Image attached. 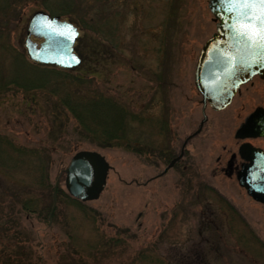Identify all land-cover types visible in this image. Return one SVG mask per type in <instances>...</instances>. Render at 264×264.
<instances>
[{"label":"rangeland","instance_id":"rangeland-1","mask_svg":"<svg viewBox=\"0 0 264 264\" xmlns=\"http://www.w3.org/2000/svg\"><path fill=\"white\" fill-rule=\"evenodd\" d=\"M8 1L7 14L0 12V24L6 20L1 39H8L0 76L11 75L15 54L33 64L22 42L37 10L78 28L80 62L53 66L61 71L42 88H0V148L9 144L27 158L17 170L0 167V264L19 257L16 246L30 249L32 264H264V248L254 238L264 244L263 206L219 170L233 146L228 109L205 108L203 129L186 143L180 162L160 175L201 118L193 72L215 32L208 0ZM63 91L109 97L122 107L129 116L121 144L98 146L82 137L58 106ZM248 98L241 104H251ZM78 151L94 152L107 164L90 197L77 199L92 211L84 214L60 195L50 223L49 209L45 219L21 212L18 198L41 197L37 166L45 167L53 186ZM63 177L56 187L70 198Z\"/></svg>","mask_w":264,"mask_h":264},{"label":"water","instance_id":"water-1","mask_svg":"<svg viewBox=\"0 0 264 264\" xmlns=\"http://www.w3.org/2000/svg\"><path fill=\"white\" fill-rule=\"evenodd\" d=\"M207 7L215 20V32L200 49L193 81L203 103L206 100L215 109H220L231 95L224 93L227 81H232L231 86L234 88L253 74L264 76V62H259L252 50L245 49L242 43L233 38L229 25L233 23L237 10L232 8L229 0H208ZM259 11L258 7L252 9L255 14H259ZM78 34V28L72 22L37 10L28 17L22 45L26 57L33 63L71 69L80 62L74 51ZM31 36L40 41L32 40ZM204 119L203 116L201 122ZM180 156L181 152L167 163L160 174L166 172ZM106 166L103 159L94 152H76L64 169V183L69 195L80 200L89 198L95 183L103 181L102 169ZM236 180L253 199L264 203V164L242 167ZM56 185L55 180L47 215L48 223L56 205Z\"/></svg>","mask_w":264,"mask_h":264},{"label":"trees","instance_id":"trees-1","mask_svg":"<svg viewBox=\"0 0 264 264\" xmlns=\"http://www.w3.org/2000/svg\"><path fill=\"white\" fill-rule=\"evenodd\" d=\"M11 2L8 0H0V12L2 14H7L5 9L9 7ZM11 7H13L11 5ZM54 13L49 7H45ZM62 11V10H61ZM56 14H61V12H56ZM4 18V17H3ZM6 20L4 19L2 23ZM0 24V39L2 38V33L5 34V26L4 24ZM3 25V26H2ZM8 48V39L5 35L4 39L0 40V51L7 53ZM10 61L14 64V68L11 72L10 76L3 74L0 76V88L6 87L8 84H12L20 87H41L45 84L49 76H53L54 74L60 73L61 70L55 69L53 66L49 65H41V64H29L21 57V55H13L11 56ZM10 62V64H11ZM22 72V73H21ZM21 73V76L20 74ZM28 84V85H27ZM62 85V83L60 82ZM55 85L52 86V92L56 93L57 89H55ZM57 94V93H56ZM58 106L65 109L68 114L74 119L76 122V130L77 132L84 138H88L92 143H95L98 146H115L121 142L119 141L125 135L126 128V118L128 113L122 108L116 105V103L109 97L91 95L87 97H79L74 93L63 91L57 95ZM129 116V115H128ZM7 147L0 148V153L2 159H0V167L7 169H15L21 167L20 164L23 163V160H27L25 156V152H21L19 148L11 147L7 144ZM125 147L131 148L129 143L124 144ZM134 151L136 149L132 148ZM9 150L11 152H9ZM12 153V155H11ZM159 155V152L157 153ZM29 155H27L28 157ZM20 163V164H19ZM45 167L42 164H39L36 168L38 172V178L36 184L40 186L41 197L40 198H18V207L19 210L25 214H33L34 216L42 219H45L47 215V211L51 204V190L52 185L49 186L47 183V174L44 172ZM61 175L65 176L64 169L60 173L57 174V178H60ZM56 178V180H57ZM64 179V177H63ZM58 183V181H57ZM45 192L46 195L49 196V199L45 202ZM50 194V195H49ZM60 195L63 196V199L69 201L74 204L76 208L80 209L84 214H86V210H89L87 207L82 205L79 201H77L74 197H68L63 194V192L58 191V186L56 187V202L59 201ZM47 197V196H46ZM227 203V202H226ZM229 207L233 210V206L227 203ZM56 208V207H55ZM55 208L52 215H55ZM92 211V210H89ZM46 221V220H44ZM68 237L72 239V236L68 234ZM262 248H264V244L254 237ZM95 244H91L88 248H94ZM4 248V247H3ZM2 248V250H3ZM16 252L19 257H15L11 260L6 258L5 261L1 262V264H32L30 258V249L24 246H16ZM67 264H71L68 262Z\"/></svg>","mask_w":264,"mask_h":264},{"label":"flooded vegetation","instance_id":"flooded-vegetation-1","mask_svg":"<svg viewBox=\"0 0 264 264\" xmlns=\"http://www.w3.org/2000/svg\"><path fill=\"white\" fill-rule=\"evenodd\" d=\"M231 85L232 81H227L224 93H231V95L220 109H215L206 100L203 103L202 96L200 95L201 118L194 130L182 139L178 153L172 158L179 155L180 152L181 156L174 161L171 167L180 162L185 153L186 143L198 135L203 129L204 124L207 123L208 118L204 112L205 108L213 112L225 109L231 112V126H234L230 130V136L232 137L233 146L223 156L222 165L219 169L226 177L234 176L236 179V175L242 167L257 163L264 164V76L253 74L247 81H243L234 88ZM245 96H249L248 100L251 101V104L248 106L241 104ZM203 116L205 119L201 122ZM215 160L220 161V155H217ZM182 168L184 169L185 166L183 165ZM241 187L251 197L246 189L243 186ZM255 201L260 202L264 209V203L259 200Z\"/></svg>","mask_w":264,"mask_h":264},{"label":"snow or ice","instance_id":"snow-or-ice-1","mask_svg":"<svg viewBox=\"0 0 264 264\" xmlns=\"http://www.w3.org/2000/svg\"><path fill=\"white\" fill-rule=\"evenodd\" d=\"M229 3L237 10L229 25L233 38L245 49L252 50L259 62H264V0H229ZM257 7L259 14L252 12Z\"/></svg>","mask_w":264,"mask_h":264}]
</instances>
